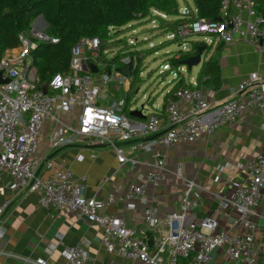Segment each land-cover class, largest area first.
<instances>
[{
	"label": "built area",
	"instance_id": "2783aa9c",
	"mask_svg": "<svg viewBox=\"0 0 264 264\" xmlns=\"http://www.w3.org/2000/svg\"><path fill=\"white\" fill-rule=\"evenodd\" d=\"M218 2L217 20L200 18L181 23L173 31L164 33L167 34L165 39L179 44L178 52L184 53L189 51L187 46L193 38L208 37L224 45L238 40L250 41L256 50H264V26L260 25L261 19L256 14L254 1ZM192 11L195 12V9ZM188 13V9H183V18ZM244 13L245 19L242 17ZM152 16L162 20L166 18L157 11H152ZM152 20L156 21L154 18ZM17 40L18 46L8 50L0 60L1 78L8 80L0 85V180L1 175L5 174L10 179L9 186L12 189L36 194L42 208H52L95 224L99 228L100 243L105 251L121 256L132 264H178V260L186 264H210L212 254L222 248H225L228 259L235 264H259L254 233L255 219L260 218L258 207L264 206V149L245 162L244 178L234 188L231 199L219 197L220 212H232L226 215V220L231 229H237L235 232L218 230L217 222L210 217L189 223L197 206L191 193L198 186L195 181L186 179L183 181L179 209L161 221L162 230L157 238L152 239L150 247L146 234L160 224L156 207L144 205L141 225L137 229L128 228L117 215L99 214L98 209L102 204L84 197L83 186L74 180L72 173L67 169L54 168L50 161L37 155V150L43 122L51 119L56 122L58 129L48 138L50 150L68 147L78 139L89 138L92 144L111 149L121 165L130 160L122 155L116 143L157 134L158 117L150 113L145 123L137 124L125 115L123 103L99 105L101 89L120 76L115 64L106 71V64L100 59L106 44L101 39L82 38L77 41L70 49L68 71L50 78L46 94L35 87L31 56L39 44H55L58 40L48 37L43 29L38 30L35 25L19 33ZM137 42L136 39L125 42L123 52L131 51L138 55L140 50L134 49ZM142 57L143 54L138 59L136 56H124L120 63L122 66L131 64L132 69H136ZM89 64L103 70L99 79L90 72L87 67ZM167 67L163 70L170 71L171 68ZM183 67L176 68V74H180ZM126 92L130 93V90ZM237 92L239 95L236 99L215 107L213 120L205 122L203 117L209 110L212 92L204 93L196 84L192 88H178L173 99L165 103L169 128L155 142L165 147L192 144L200 140L203 134H211L217 128L234 124L247 113L264 112V77L257 73L249 74L241 80ZM179 102L189 106L187 113L179 110ZM73 108H78L77 124L75 128H70L56 114L69 113ZM135 149L137 147L132 146L131 152ZM154 168L155 171L140 175L137 183L128 187L122 197L109 195L105 203L112 204L122 199H139L145 203L146 190L157 187L164 180L163 162L158 156ZM42 169L49 171V174L42 177ZM2 211L0 208V216ZM64 258L65 264H85L88 259L86 243L82 241L67 247ZM34 264L46 263L37 259Z\"/></svg>",
	"mask_w": 264,
	"mask_h": 264
},
{
	"label": "crops",
	"instance_id": "0c3cea01",
	"mask_svg": "<svg viewBox=\"0 0 264 264\" xmlns=\"http://www.w3.org/2000/svg\"><path fill=\"white\" fill-rule=\"evenodd\" d=\"M183 9L194 10L191 0L190 5L185 1L183 6H178V13L182 16L179 19L183 18ZM242 17L245 19L246 14L244 13ZM169 18L171 21L178 19ZM38 20L42 21L38 18L36 22ZM36 22L33 25H36ZM157 24L158 22L152 19L142 20L132 22L126 28L141 32L143 43H147L142 44L141 47L146 45L148 49L152 45L150 38L156 34L148 31H155ZM43 25L45 26L44 23ZM193 43L204 44L201 46L204 47L201 63L190 70L186 69V74H176L175 68L169 63L170 56L166 60L167 63L159 67L158 73L161 78L170 74L171 79L158 98L148 97L146 105H142L141 110L132 106L133 99L139 91L137 82L133 83V77L126 78L119 73L118 80L108 83L101 89L99 105L123 103V112L133 123H145L150 113H155L158 117L157 134L142 139L135 138L126 143H116L122 150V155L132 162L126 161L120 165L111 149L104 145L92 144L89 138L78 139L75 144L68 147L50 150L48 138L58 129L56 122L51 119L43 122L39 136L37 155L50 161L56 169L69 170L74 180L83 186L84 197L102 204L98 209L99 214L117 215L125 221L128 228L137 229L141 225L144 205L156 207L160 224L155 230L149 231L152 239L157 238L162 230L161 221L179 209L183 181L186 179L195 181L198 186V189H194L191 193V198L197 201V206L191 214L189 223L210 217L217 222L218 230L235 232L237 229H231L226 220V215L232 212L231 210L220 212L219 197L231 199L234 188L244 178L245 162L264 149V112L247 113L234 124L217 128L211 134H203L200 140L192 144H174L165 147L155 142L158 136L169 128L165 103L174 87L183 84L192 88L196 84L204 93L212 92L209 110L203 117L205 122H209L214 118L215 107L237 98L239 95L237 87L242 79L251 73L264 77V50H256L250 41L238 40L224 45L213 37L193 38L187 46L189 51ZM113 47L114 54L108 49L111 46L103 50L107 60L112 59L119 48ZM7 52L9 51L6 50L3 56ZM207 62L212 64L211 76L205 75L201 70L202 65ZM167 65L171 68L170 71L163 70ZM119 69L116 64L117 72ZM96 70L94 75L99 79L103 70ZM127 90H130V93H127ZM171 97L173 98L172 95ZM178 107L182 113L189 111L186 103L179 102ZM56 116L64 125L75 128L78 108H73L69 113H57ZM132 146L137 147L133 152H131ZM156 156L163 162L164 180L157 187H149L146 190L145 203L139 199H122L112 204L105 203L109 195L122 197L128 187L137 183L140 175L155 171ZM47 174H49L47 170L40 171L42 177ZM9 182V177L2 174L0 264H34L37 259L44 260L46 264H65L66 248L82 241L86 243L88 257L85 264H132L121 256L108 254L105 251L100 243L99 228L95 224L71 214L59 213L52 208H42L38 204L36 194L16 191L9 186ZM258 214L260 218L255 219L254 241L258 250V263L264 264L263 205L258 207ZM210 264L235 263L228 259L225 248H222L212 254Z\"/></svg>",
	"mask_w": 264,
	"mask_h": 264
},
{
	"label": "trees",
	"instance_id": "16d2710c",
	"mask_svg": "<svg viewBox=\"0 0 264 264\" xmlns=\"http://www.w3.org/2000/svg\"><path fill=\"white\" fill-rule=\"evenodd\" d=\"M253 1L256 14L261 19L260 25L264 26V0ZM191 2L195 12L188 9L190 13L179 19L182 16L178 13L177 0H0V60L6 50L18 46V34L27 31L38 18H41L45 24L44 34L58 42L48 45L39 44L32 52L31 68L35 72L34 84L37 89L47 85L55 74L68 71L70 49L82 38L101 39L106 44L102 50L111 44L119 47L110 60H107L102 53L100 54V59L106 64V71H108L113 64L122 66L120 63L122 57L136 56L138 59V56L144 53L141 50L138 55L131 51L124 53L125 47L120 48L123 40L116 39L119 31L132 22L154 18L160 25L165 23L164 30L168 33L179 24L194 19L203 18L211 21L218 19V0H191ZM152 11L178 19L168 24L170 26L168 27L166 20L152 16ZM113 30L116 34H112ZM201 46L204 44L193 43L191 51L172 53L173 57L169 59V63L175 69L180 67V63L195 55ZM201 70L205 75L211 76L212 64L204 63ZM139 73L138 64L136 69H131L130 77H133V83L137 81ZM178 86L179 88L190 87L183 84ZM178 86L169 92L167 99H173L171 95L173 96ZM146 240L151 247L152 235L147 233ZM178 264H186V262L178 260Z\"/></svg>",
	"mask_w": 264,
	"mask_h": 264
},
{
	"label": "rangeland",
	"instance_id": "374dc122",
	"mask_svg": "<svg viewBox=\"0 0 264 264\" xmlns=\"http://www.w3.org/2000/svg\"><path fill=\"white\" fill-rule=\"evenodd\" d=\"M185 1L190 5V0H177L178 6L181 7L185 4ZM171 18L167 17L165 20H167V25L172 24L174 21L170 20ZM158 27L155 28V31L149 30L148 32H151V34H155L150 38V42L152 44V48L146 47V45L142 44H147L143 43L142 38L143 34L139 32L138 30L132 32L133 30H130L132 28H124L119 31V33L116 35L117 39H122L123 44L121 47L125 46L126 43L134 38H136L139 42L135 43V48L136 50H141L143 51V57L140 61V73L138 75L137 79V87L139 89L137 95L134 97L132 106H134L137 110H141L142 105H146V100L148 99L149 96H155L156 98L159 97V94L162 92V89L167 86L168 81L171 79L170 74H166L165 78H161L159 75V70L160 66L163 64L167 63V59L172 56V53L178 52L180 48L178 47L179 44L176 42H171L167 41L165 39V36L167 34L165 33V28L166 25L165 23H162L161 25L158 23ZM43 23L41 20H38L36 22L35 28L38 30H41L43 28ZM168 27H170L168 25ZM115 33V30L112 31V34ZM116 34V33H115ZM124 41L126 43H124ZM142 41V42H141ZM110 53L114 54L115 48L113 45H110ZM145 46V47H144ZM151 46V45H150ZM109 53V54H110ZM156 53V55H154ZM171 58V57H170ZM122 68V66H119ZM183 67V66H182ZM174 72V71H172ZM175 73V72H174ZM186 69L183 67L181 74H186ZM161 83V84H160Z\"/></svg>",
	"mask_w": 264,
	"mask_h": 264
},
{
	"label": "water",
	"instance_id": "95a60500",
	"mask_svg": "<svg viewBox=\"0 0 264 264\" xmlns=\"http://www.w3.org/2000/svg\"><path fill=\"white\" fill-rule=\"evenodd\" d=\"M203 50H204V47H199L198 50H197V53L195 55L190 56L187 59L183 60L180 63V65L184 66L187 70H190L192 67L198 66L201 63V56H202ZM87 67H88V69L90 70V72L92 74H96L97 70H96L94 65L89 64ZM131 69H132V65L128 64L125 67H123L122 69H119L118 73H120L123 76H125L126 78H128V77L131 76ZM7 82H8L7 79L6 80H2L1 73H0V85L4 84V83H7ZM40 89L42 90V92L44 94H46V90H47L46 85H42L40 87ZM130 115H133V113H130Z\"/></svg>",
	"mask_w": 264,
	"mask_h": 264
}]
</instances>
